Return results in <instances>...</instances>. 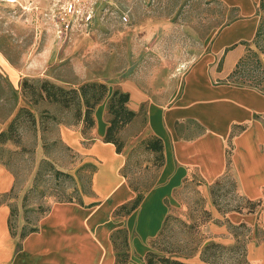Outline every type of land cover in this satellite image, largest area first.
Returning a JSON list of instances; mask_svg holds the SVG:
<instances>
[{
	"label": "rangeland",
	"instance_id": "374dc122",
	"mask_svg": "<svg viewBox=\"0 0 264 264\" xmlns=\"http://www.w3.org/2000/svg\"><path fill=\"white\" fill-rule=\"evenodd\" d=\"M69 2L0 0V49L22 71V94L33 113L22 110L14 127L0 139V161L16 177L15 188L2 199L11 204L10 225L17 236L36 229L55 202L91 194L93 171L98 164L69 147L59 133V124L80 125L84 108L80 110L71 92L65 95L67 106L46 97L45 81L67 90H79L87 82H102L109 86V95L117 88L125 91L120 85L127 83L148 95L139 111V116L145 118L149 103L168 105L178 96L191 64L238 16L236 9L219 0H75L73 11ZM249 46L255 48L253 42ZM25 81L28 86L23 88ZM17 106L16 90L0 74V124L12 123L16 117L10 116ZM143 124L120 134L126 138ZM92 129H86L84 135L90 137ZM84 163L93 166L81 168ZM158 163L157 153L141 144L137 146L126 169L131 185L144 190L161 167ZM57 170L71 176L59 175ZM200 185L198 178L185 183L177 196L178 206L170 213L188 222L199 220L200 209L208 205ZM211 198L221 213L248 208L247 201L237 194L232 176L212 185ZM126 218L121 207L110 218L118 227L110 229L106 239H112L117 228L128 229L131 234L128 245L123 234H118L116 243L112 239L118 248L110 250L111 264L118 255L120 264L124 260L126 264H146L154 237L135 245L132 240L138 234H132L125 225ZM212 219L211 212V219L200 226L206 239L196 253L183 258L185 261L201 262L204 244L211 241L207 223ZM228 226L245 238L244 228ZM255 228L257 238L264 236L263 223H257ZM217 252L219 264H230L229 251Z\"/></svg>",
	"mask_w": 264,
	"mask_h": 264
},
{
	"label": "crops",
	"instance_id": "0c3cea01",
	"mask_svg": "<svg viewBox=\"0 0 264 264\" xmlns=\"http://www.w3.org/2000/svg\"><path fill=\"white\" fill-rule=\"evenodd\" d=\"M219 1L236 9L238 16L191 64L180 93L171 103H149L146 117H140L148 95L121 83V88L130 93V108L138 113L123 132L144 123L124 138L121 152L114 143L104 140L109 126L108 98L95 109L90 137L82 131V120L78 126L59 124L63 141L98 163L93 171L92 193L81 196L82 202H55L35 230L17 236L10 225L11 204L2 199L15 188L16 177L0 161V264H111L110 250L116 251V247L113 235L106 239V233L118 227L110 219L113 212L143 195L139 206L126 213L124 222L132 234H138L133 243L144 244L157 236L167 215L178 206L177 196L185 183L197 178L202 181L200 190L213 215L207 223L209 240L232 246L237 239L228 225L245 224L248 264H264V238L256 237L255 228L259 222L264 224V92L229 80L256 36L261 0ZM21 73L0 49V74L18 94L16 112L10 117H19L23 108H29L20 86ZM10 125L9 121L0 124V135ZM152 136L162 140L163 164L153 181L139 190L131 185L125 170L137 146ZM225 176H232L239 197L258 203L255 212L243 206L242 210L225 213L217 209L211 187ZM126 230L130 243V230Z\"/></svg>",
	"mask_w": 264,
	"mask_h": 264
},
{
	"label": "trees",
	"instance_id": "16d2710c",
	"mask_svg": "<svg viewBox=\"0 0 264 264\" xmlns=\"http://www.w3.org/2000/svg\"><path fill=\"white\" fill-rule=\"evenodd\" d=\"M259 11L263 13L261 16L260 24L256 33L254 40L252 41L255 48L249 46L247 52L241 57L236 65V68L230 75V78L235 80H230L231 82L238 84L240 86H251L257 88L264 92V86L262 82L264 81V0H261ZM28 83L25 81V86ZM43 90L46 93V97L53 99L56 102H61L65 106L69 104L66 99V94L71 92L74 94V98H77L80 104L81 111L84 108L83 116L79 117V121H83V133H86V129L93 128L95 125L94 112L97 106L108 98V121L109 126L104 137L106 142H112L116 145L118 152H121L125 147L126 140L121 136V131L131 123L137 116V112L130 108V93L117 88L113 91L111 95L109 86L102 82H87L84 83L80 89L67 90L64 87L58 86L49 81L43 83ZM24 95L26 93L24 91ZM27 112L32 113L29 108H23ZM21 110V111H22ZM79 115H82V112ZM17 117L12 121L9 130L15 125ZM55 119V117L53 118ZM6 132L1 133L0 139L4 137ZM141 145L145 146L146 150L153 151L157 153V160H159L158 166L163 164V144L159 137L152 136L141 142ZM93 166L92 164H84V167ZM57 174L66 176H71L69 173L57 170ZM125 170V175H126ZM143 198L142 194H139L138 198L131 205H123L121 211L125 213H130L132 210L136 209L141 203ZM69 200L82 202L81 197ZM257 202L247 201V210L250 212H255L257 209ZM237 210H242L239 207ZM211 219V212L206 207L200 209L199 220L193 222H188L187 220L175 216L169 213L164 221V224L157 234L151 240V249L146 254V264H219L218 250H227L231 253L228 261L230 264H248L247 259V241L248 238H241L240 234L234 230L236 237V243L232 246H225L219 242L207 241L204 244V250L201 254L200 263H191L185 261L183 258L187 257L188 254L197 252L201 248L202 242L206 239L204 233L201 232L200 226ZM236 228H243L245 224L240 226H235ZM32 230H35L33 228ZM118 234L124 235V241L128 245V232L126 229H119L113 234V241L116 243V238ZM259 237L264 238V236L259 235ZM195 244V245H194ZM118 248V247H116ZM216 257L213 259V257ZM118 257H120L118 255ZM117 257V264L121 263ZM228 260V259H227ZM126 260L122 264H126ZM227 262V261H226Z\"/></svg>",
	"mask_w": 264,
	"mask_h": 264
},
{
	"label": "built area",
	"instance_id": "2783aa9c",
	"mask_svg": "<svg viewBox=\"0 0 264 264\" xmlns=\"http://www.w3.org/2000/svg\"><path fill=\"white\" fill-rule=\"evenodd\" d=\"M74 2H75V0H70V2H69V8H70V10L71 11H73L75 8H74Z\"/></svg>",
	"mask_w": 264,
	"mask_h": 264
}]
</instances>
